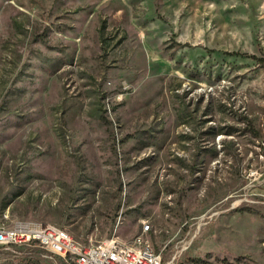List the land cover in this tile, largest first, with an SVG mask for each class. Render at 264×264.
Wrapping results in <instances>:
<instances>
[{"label": "rangeland", "instance_id": "374dc122", "mask_svg": "<svg viewBox=\"0 0 264 264\" xmlns=\"http://www.w3.org/2000/svg\"><path fill=\"white\" fill-rule=\"evenodd\" d=\"M19 219L264 264V0H0V224Z\"/></svg>", "mask_w": 264, "mask_h": 264}, {"label": "built area", "instance_id": "2783aa9c", "mask_svg": "<svg viewBox=\"0 0 264 264\" xmlns=\"http://www.w3.org/2000/svg\"><path fill=\"white\" fill-rule=\"evenodd\" d=\"M148 228L145 226L144 232ZM15 245L41 246L66 264H164L162 253L143 234L132 243L110 238L87 245L59 225L35 220L0 224V248Z\"/></svg>", "mask_w": 264, "mask_h": 264}]
</instances>
